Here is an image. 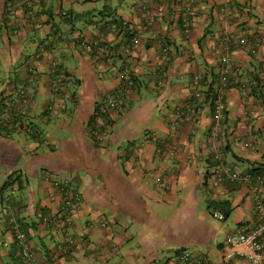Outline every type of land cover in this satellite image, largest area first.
I'll return each instance as SVG.
<instances>
[{"label":"crops","instance_id":"0c3cea01","mask_svg":"<svg viewBox=\"0 0 264 264\" xmlns=\"http://www.w3.org/2000/svg\"><path fill=\"white\" fill-rule=\"evenodd\" d=\"M186 2L34 0L31 12L24 0H0V103L24 126L0 132V264H28L13 219L28 235L31 264H165L181 250L210 264H250L223 251L228 234L258 225L254 195L241 182L211 186L210 176L221 168L264 178V0H200L188 32ZM241 38L259 41L256 55ZM225 54L240 86L228 89L216 123L194 79L215 89ZM124 68L133 92L96 115ZM52 181L81 196L70 228L44 225L43 215L63 210ZM257 190L264 200V186ZM222 201L231 211L219 221L208 204ZM67 235L74 249L64 248Z\"/></svg>","mask_w":264,"mask_h":264},{"label":"built area","instance_id":"2783aa9c","mask_svg":"<svg viewBox=\"0 0 264 264\" xmlns=\"http://www.w3.org/2000/svg\"><path fill=\"white\" fill-rule=\"evenodd\" d=\"M26 7L34 12L33 1L34 0H24ZM148 2H154L155 0H147ZM200 0H187L184 4L185 19L184 27L188 28L190 25L189 16H192L195 12L196 4ZM149 24H152L151 20H148ZM186 30V32H188ZM239 44L243 47L248 48L251 55H256L260 47V43L257 40H249L246 38H241ZM221 74H220V87L216 91V100L214 103V113L213 119L216 123H220L224 118L225 105L224 99L226 98L229 81L232 79L233 83H237V80L233 79L234 72L232 69V60L228 54H225L221 58ZM130 72L125 69L118 74V81H122L123 91L129 96L131 95L130 86L132 82L129 80ZM196 81V80H195ZM120 99L119 96H110L105 101L103 106L100 108L103 114L109 113L118 108ZM179 114L178 117H180ZM188 115V114H187ZM19 125V121L16 123ZM105 135L102 136V139ZM219 157L216 156L215 159ZM212 185L216 188H221L226 182H241L249 187V190L254 195L255 199V211L258 218V225L249 230H240L236 233L228 234L225 238V248L223 251V259L226 261H232L235 259H243L250 264H264V200L260 196H257V187L264 186V178L262 176H257L253 178L252 175L245 173L240 174L237 172H231L228 169H222L219 173H214L211 177ZM49 181V178H46ZM158 182L161 180L158 179ZM52 185L59 189L62 196L63 202V212L66 213L68 218L73 214L76 206L80 203V195L74 194L72 191L66 190L65 186L61 185L56 181L51 182ZM255 183L257 185H255ZM213 217L219 221L224 219V215L220 212H214ZM102 226L105 227V223L102 222ZM72 229V227H71ZM11 231L14 236L16 244L19 246L21 255L26 263L31 264L35 261L34 253L32 251L31 245L27 236L21 230V226L18 222L11 221ZM60 232H62V226L60 227ZM73 246L76 247V241L71 235H67L64 239V248L69 250ZM53 257V256H52ZM56 258V255L54 256ZM166 264H210V260L207 256H198L190 251L183 250L180 254L176 255L172 260L167 261Z\"/></svg>","mask_w":264,"mask_h":264},{"label":"trees","instance_id":"16d2710c","mask_svg":"<svg viewBox=\"0 0 264 264\" xmlns=\"http://www.w3.org/2000/svg\"><path fill=\"white\" fill-rule=\"evenodd\" d=\"M26 8V4H24V6H23V8ZM182 9H184V6H182ZM183 11V10H182ZM183 14H184V12H183ZM32 17H34V16H32ZM191 17L192 16H189L188 17V19H189V22H190V19H191ZM180 24H181V26H182V29H183V31H185L186 32V30H188L189 29V27H190V25H191V22H190V25H189V27L188 28H185L184 27V22H183V20H181L180 21ZM118 25H120V23L118 24ZM123 29H125V28H123ZM125 69H127V70H129L128 68H124V69H121L119 72H118V74L120 73V72H122L123 70H125ZM53 72H52V86L56 89V90H59V88H60V86L62 85V81H63V75H62V73H60V70H58L57 69V67H55V66H53ZM129 72H130V77H129V80L132 82V85L130 86V89H131V93L133 92V90H134V86H135V80H134V78H133V76H132V72L129 70ZM221 77V76H220ZM219 77V84H218V86L214 89V87L212 86V85H210L206 90H202V89H199V86H201V82L199 81V78H195L194 79V85L196 86L195 88V91H196V97H199V96H202L203 98H204V100H209L210 101V104L212 105V110L214 111V103H215V100H216V91H217V89L220 87V78ZM117 78H118V76H117ZM196 80V81H195ZM119 84H120V89H119V91L118 92H115L114 94H112L111 96H113V97H115V96H119V99H120V102H119V105H118V108L117 109H115V110H112V111H108L109 113H106V114H103L102 112H101V107L102 106H100L99 108L97 107V109L95 110V112H96V115H98V116H108L111 112H113V111H116V110H118L119 108H120V106H121V104H122V102L124 101V99H127L129 96L125 93V91H123V86H124V84H123V82L122 81H120L119 82ZM234 87V86H236V87H238V86H240V84H237V83H233V81H232V79L229 81V85H228V89L230 88V87ZM110 97V96H109ZM225 100H226V98L224 99V105H225V112H224V116L226 115V102H225ZM11 108H12V106H11V104H10V102H8V101H3V102H1L0 103V132H7V129L10 131V128L11 129H14V130H17V129H19V128H23L24 126L23 125H21L22 124V122H19V125H17L16 123H17V121H20V115L21 114H19V112H16V116L14 115V114H12V112H10V110H11ZM17 111V110H16ZM214 113V112H213ZM97 130V129H96ZM96 130H95V132H94V134L95 135H97L98 133H100V132H102L101 130L99 131V130H97V131H99V132H96ZM219 159V158H218ZM218 159H215L214 160V163L215 162H217L218 161ZM217 171V173L219 172H221V168H218V169H216ZM215 172V173H216ZM248 174H250V175H252L253 176V178H256L257 177V174H255V173H252V172H249ZM12 175H14V174H12ZM12 175H10L9 177H8V179H7V181L5 182V184L3 185V188H6L8 185H9V183H10V180H11V177H12ZM213 176V175H212ZM212 176H210V178L212 177ZM21 181V180H20ZM12 182H15V180L13 179L12 180ZM235 182H237V181H235ZM226 183H229V181L228 182H226ZM225 183V184H226ZM61 185H63V186H65L64 184H61ZM66 188V187H65ZM66 190H69V191H72V190H70L68 187L66 188ZM73 193H75L74 191H72ZM80 201H81V196H80ZM208 209H210V213H211V216L213 217V214H214V212H220V213H222L223 215H224V219L222 220V221H224L226 218H228L229 217V213H230V209H229V207H228V204H227V202L226 201H222V202H210V204H208ZM60 215L61 216H56L55 218L53 217V219H49V216L48 215H43L44 216V225L46 224H49L50 225V223H52L51 221H56V224H63L65 227H67V228H70V218H68V215H67V211H66V213L65 212H63V210L60 212ZM214 218V217H213ZM13 222H18L19 224H20V226H21V230H22V232H24L25 233V230L23 229V225L21 224V222L20 221H16L15 219H13L12 220ZM25 235L27 236V239H28V235L25 233ZM29 240V239H28ZM71 249H73V246H71L70 248H69V250H71ZM181 251H183V250H181ZM181 251H179L178 252V254H180L181 253ZM177 254V255H178ZM20 258H21V260H23V262L25 263V260L23 259V256L21 255V252H20ZM167 263V262H166ZM165 263V264H166Z\"/></svg>","mask_w":264,"mask_h":264},{"label":"rangeland","instance_id":"374dc122","mask_svg":"<svg viewBox=\"0 0 264 264\" xmlns=\"http://www.w3.org/2000/svg\"><path fill=\"white\" fill-rule=\"evenodd\" d=\"M120 7H121V6H120ZM126 11H127V10H126ZM126 11H125V12H126ZM29 49H31V48H29ZM29 51H30V50H29ZM18 177L22 179V180H21V181H22V184L24 183L23 185L25 186V185H26V182L24 181V180H25L24 176H20V175H19ZM211 186H212V184H211ZM0 218H1V220H2L1 213H0ZM210 220H211L212 224H221V223H218L219 221H216V220H214V219H211V218H210ZM222 236H223V234H222ZM222 236H221V237H222Z\"/></svg>","mask_w":264,"mask_h":264}]
</instances>
